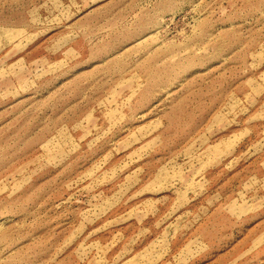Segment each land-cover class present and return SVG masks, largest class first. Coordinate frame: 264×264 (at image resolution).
Listing matches in <instances>:
<instances>
[{
  "label": "rangeland",
  "instance_id": "obj_1",
  "mask_svg": "<svg viewBox=\"0 0 264 264\" xmlns=\"http://www.w3.org/2000/svg\"><path fill=\"white\" fill-rule=\"evenodd\" d=\"M0 264H264V0H0Z\"/></svg>",
  "mask_w": 264,
  "mask_h": 264
}]
</instances>
